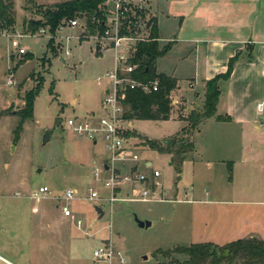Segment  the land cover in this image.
Masks as SVG:
<instances>
[{"label":"rangeland","instance_id":"1","mask_svg":"<svg viewBox=\"0 0 264 264\" xmlns=\"http://www.w3.org/2000/svg\"><path fill=\"white\" fill-rule=\"evenodd\" d=\"M11 1L12 33L24 34L21 45L27 53L18 56L9 39L0 38V245L5 248L0 249V255L14 264H92L93 249L108 237L111 225L114 246L127 264H182L185 256L167 251L205 242V204L194 201L205 199V161L219 163L227 157L209 149L238 148L240 144L234 139L224 140L215 122L203 121L188 137L202 153L188 155L180 165L171 164L172 155L143 147L138 152L141 160L152 163V169H142L150 178L147 185L151 186L152 171L158 170L157 180L162 187L157 191L166 201L118 202L111 207L105 200L110 194L103 184L106 177L94 173L108 158L102 135H75L66 120L95 116V122L102 116L108 86L104 75L116 68L115 52L102 36H88L81 41L82 20H77L76 28L56 30L54 34L48 30L34 35L26 31L28 21L40 18L38 9L52 7L61 0ZM27 55L32 58L24 61ZM17 63L21 64L13 69ZM9 78L15 81L11 88L6 86ZM185 78L179 86L189 98L194 93L189 87L192 77ZM32 90L37 93L33 119L24 121L15 142L18 112L24 107L23 98ZM179 95L171 96L178 104L172 106L169 119L164 121L133 118L123 106V117H130L124 118L123 124L132 121L126 133L133 143L171 144L184 127L189 129L186 118L191 111L202 110L204 98L198 102L201 106L187 110ZM46 131L49 140L43 146ZM258 141L264 138L260 136ZM41 186L49 188V195L33 199V192ZM193 186L195 193L191 194ZM68 188L78 191L70 210L81 218V230L58 209ZM89 189L98 193V199L88 200ZM126 193L129 198H137L140 187H130ZM94 207L103 211L102 218ZM139 223L150 226L140 227Z\"/></svg>","mask_w":264,"mask_h":264},{"label":"crops","instance_id":"2","mask_svg":"<svg viewBox=\"0 0 264 264\" xmlns=\"http://www.w3.org/2000/svg\"><path fill=\"white\" fill-rule=\"evenodd\" d=\"M147 13L156 22L158 50H165L155 71L177 80L171 96L180 93L187 110L201 106L205 83L224 74L228 61L238 55L230 78L218 83L215 117L226 120L203 121L218 124L224 140L234 139L240 147L209 149L227 157L219 163L205 161V199L194 203L205 204L201 243L221 247L241 239L264 241V141H258L264 138V107L257 110L264 102V0L152 1ZM187 76L192 77L189 87L194 90L189 98L179 86ZM201 153L193 145L186 157ZM0 249H5L2 244ZM0 262L14 264L1 255Z\"/></svg>","mask_w":264,"mask_h":264},{"label":"built area","instance_id":"3","mask_svg":"<svg viewBox=\"0 0 264 264\" xmlns=\"http://www.w3.org/2000/svg\"><path fill=\"white\" fill-rule=\"evenodd\" d=\"M152 1L162 0H106L103 12L106 15L105 30L102 39L115 52L116 68L104 75L108 83L105 96L102 101V116L94 122L95 116H90L83 120L70 118L66 120V125L75 135L95 137L101 134L108 154L107 161L100 169H96L95 176L101 178L104 176V187L109 190L110 194L106 198L111 207L114 203H127L132 201L138 202H165L162 193L157 189L162 185L157 180L160 177L158 170L152 171V183L148 187L149 177L142 169L151 168L148 161L141 160L139 151L142 146L132 142V136L126 133L128 123H124V111L122 100L127 91H141L143 94L156 92L159 88V81L142 82L133 77L138 69L137 64L131 63L134 59L137 46L140 43L150 42L151 25L150 17L147 13L148 6ZM78 21L75 19L64 22L59 28L62 31L65 28H76ZM48 29H41L40 34H44ZM57 30V31H58ZM24 34L12 31H0V38L9 39L11 49L18 56L25 55L27 52L21 45ZM71 39L70 37L66 38ZM69 55V53H67ZM15 81L9 78L6 86L11 88ZM171 99V97H170ZM177 102L171 99V106ZM264 107V102L257 105L260 112ZM264 129V123L262 125ZM142 164V166H141ZM149 164V165H147ZM107 166V171L104 170ZM140 187V193L137 198L127 197L126 190ZM50 191L47 186L39 187L32 194L35 200L44 199ZM90 196L88 200L98 199V193L89 189ZM78 196V191L68 188L61 198L59 211L64 218H69L79 230L82 229L83 223L81 218H77L70 210V203ZM109 235L99 241L98 245L92 252V264H127L125 257L114 246L112 240L111 225L108 226Z\"/></svg>","mask_w":264,"mask_h":264},{"label":"trees","instance_id":"4","mask_svg":"<svg viewBox=\"0 0 264 264\" xmlns=\"http://www.w3.org/2000/svg\"><path fill=\"white\" fill-rule=\"evenodd\" d=\"M105 1L61 0L52 7L38 9L40 18L28 21L25 29L32 35L45 28L51 34H54L64 22L75 19L83 22L84 31L80 37L81 41L88 36H102L106 22V15L103 12ZM149 24L151 25L150 38L152 40L138 44L135 57L131 61V63L138 65L133 77L142 82L157 79L159 88L156 92L149 94H143L138 90L127 91L122 104L127 106L129 114L133 118H135V113H138V118L144 120L164 121L169 119L172 111L170 96L177 88V80L170 76L156 73L155 62L164 54L165 50H158L155 19L151 18ZM13 27V3L11 0H0V31H12ZM237 56L228 61L227 70L224 74L217 75L205 83L202 110L196 109L186 118V121L190 124L189 129L184 127L181 133L174 137L171 144L167 141L162 144L154 141H143L142 145H140L161 154L172 155L171 164L180 165L193 148L188 138L191 131L195 130L206 119L214 117L218 122L226 120L224 117H215L216 104L219 98L218 83L227 81L230 78ZM31 58V55H27L23 60H30ZM20 64L17 63L13 69H16ZM36 97L37 93L32 90L23 98L24 107L18 112L20 121L13 133L15 142L19 138L24 121L33 119ZM167 253L185 256L187 259L182 264H264V241L255 238L241 239L221 247L211 243H197L188 247H177L175 251L171 250L167 251ZM156 254H159V251H156ZM171 264L179 263L175 261Z\"/></svg>","mask_w":264,"mask_h":264},{"label":"water","instance_id":"5","mask_svg":"<svg viewBox=\"0 0 264 264\" xmlns=\"http://www.w3.org/2000/svg\"><path fill=\"white\" fill-rule=\"evenodd\" d=\"M99 50V47H97V51ZM138 113H135V117H138ZM49 140V132L46 131L43 135V139H42V145L44 146ZM107 166L104 165V170L107 171ZM40 172V171H39ZM94 211L95 213L98 215L99 218L103 217V211L99 208V207H94ZM140 227H149L150 223H139ZM144 260H146V258L144 257Z\"/></svg>","mask_w":264,"mask_h":264}]
</instances>
